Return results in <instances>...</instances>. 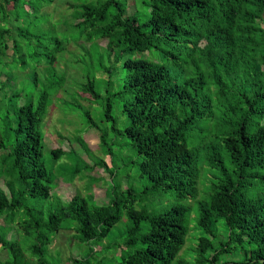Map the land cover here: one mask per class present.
<instances>
[{
	"label": "trees",
	"instance_id": "1",
	"mask_svg": "<svg viewBox=\"0 0 264 264\" xmlns=\"http://www.w3.org/2000/svg\"><path fill=\"white\" fill-rule=\"evenodd\" d=\"M52 1L0 0V178L7 188L0 187L6 252L0 264H45L46 246L60 229L72 228L82 242H100L124 209L130 224L118 264H264V0H132L131 13L128 0H71V11L53 22L68 36L47 26L52 17L44 8ZM69 42L77 53L66 50ZM65 52L71 59L64 65L81 69L69 88L63 87L66 67L59 72L54 65ZM80 55L90 59L85 68ZM30 70L38 90L20 102L17 74ZM72 86L79 97L68 107L73 111L81 98H102L108 120L113 103L122 102L132 162L150 181L143 193L172 190L196 200L201 234L188 240L182 204L160 212L136 209L132 187L121 188L113 179L117 168L101 160L112 174L106 203L80 193L58 199L41 157V125L54 100L68 104ZM60 89L63 97L56 95ZM83 116L96 126L88 110ZM97 130L100 146L112 155L108 131ZM76 139L88 150L82 136ZM50 153L56 160L74 155L63 174L70 182L86 168L69 147ZM258 185L261 191L253 193ZM43 200L55 204L45 210ZM219 225L225 228L220 238ZM13 231L32 239L29 256L10 237ZM184 245L193 250L189 258L179 255ZM117 247L107 243L97 251ZM90 253L71 264H87Z\"/></svg>",
	"mask_w": 264,
	"mask_h": 264
},
{
	"label": "rangeland",
	"instance_id": "2",
	"mask_svg": "<svg viewBox=\"0 0 264 264\" xmlns=\"http://www.w3.org/2000/svg\"><path fill=\"white\" fill-rule=\"evenodd\" d=\"M70 3L71 0H53L50 5L45 6L44 9L52 17L51 23L59 19L61 15H67L66 13L71 11L72 8ZM128 3L127 12L131 13L133 1L128 0ZM8 7H10V5H8ZM140 8L141 4H139L138 9ZM37 19L38 18L33 17L32 24H36L38 22ZM57 22L48 24L47 26L58 30L56 28L58 25ZM58 31H60L61 35H67L63 29ZM99 41L100 43L105 42L103 39H100ZM66 50L77 53L78 47L73 42H69L66 45ZM78 58L81 61L80 63L82 64L83 68L86 67L87 63H90L88 56L80 55ZM65 59H71V55L68 52H65L64 58L56 60L54 65L58 63L57 66L61 67L59 72L63 71V67H66L67 73L66 70H64L66 75L63 87L69 88L68 84L70 79H78L81 76V69L79 66L71 64L64 65ZM38 68H43V66H38ZM31 76V70L22 74L21 76L17 74V79L19 80L17 89L21 90L23 93V97L19 100L20 102L24 101L26 93L33 94L38 90L37 86L34 85ZM1 78L4 79L5 77L2 76ZM55 79L56 78L54 77V80ZM46 82L47 80L44 78L38 85H42ZM71 89V91L66 89L67 92L65 100L67 102L69 101L68 104L61 105L60 101L57 99L54 100L53 103L50 104L48 112L44 117L42 123L43 126L41 125V131L43 133V148L41 157L44 164L50 170L56 180H54V184H57V186L54 188L53 192L55 195L60 196L58 199L65 200L73 193H80L86 198H89V196L92 195L97 203H106L108 201L109 191L108 182H110L112 174L104 168L105 165H110V168H117L116 171L118 174L115 178H113L114 181L120 183L121 188L129 186L134 190L136 200L133 205L136 209L145 207L152 212H160L167 210L172 206L182 204L188 210L185 214L187 223H189L190 226L188 240L192 241L193 237L201 234L200 228L196 226V200H192L190 197L184 199L177 198L172 190L160 192L158 194L148 193L145 195L143 193L150 181L146 178V176L140 175V173L137 171V166L132 162V160H135L136 154L132 146L129 144L128 137L123 133V128L128 123V119L126 115H123L121 112L122 102L116 101L113 103V119L107 120L104 116V105L102 98L96 101H90L88 99H86V101L81 98L80 101L83 103L81 104L82 106H79V108L75 109V111L70 110L69 108H74V104H78L77 101L79 99L78 94L75 92L77 86H72ZM64 94L65 93L62 89L56 93V95L59 97H63ZM81 94L86 96L84 93ZM84 110L89 111V116L96 126H89L85 117L83 116ZM96 128L101 131H108V138L112 143L111 148L113 147V149L110 150L112 151V155L111 153L103 151L102 147L100 146L99 131ZM79 135L84 139L88 150H84L77 141L76 137ZM52 147H63L64 149L69 147L72 150H75L81 160H78L80 163L79 167L81 164L86 165V168H83L82 171L77 173L73 180H71L72 182L68 181V177H65L63 174H66L69 165L73 164L76 161V158L74 155L67 154V157L66 155H63L60 157V159L56 160L50 153V149ZM1 153H5V150L0 149V154ZM98 160L103 161L105 165H99L97 163ZM209 177L212 178L211 174H209ZM0 187H2L4 190L7 189L1 178ZM260 189V185L256 186L253 190V193L256 191H261ZM201 197L202 192L200 198ZM54 204L55 202H51L50 204V200H43L40 202V205H42L45 210ZM66 221L67 219H64L63 224H66ZM3 224V220L0 217V226ZM129 224L130 219L127 215V210L124 209L121 219L111 227L107 236L100 242H82L75 238V231L72 228L60 229L56 234L53 235V239L46 246L44 255L45 264H71L74 259H82V257H86L88 252L92 253H90L88 256L89 261L87 264H118L120 259L119 251L124 249L123 238ZM224 232L225 228L222 225H219V228L216 231L217 236L220 238V236L224 235ZM10 234V237L17 239L20 242L21 247L23 248L22 250L26 256H29L27 254V252H29L27 245L32 242V239L26 236L22 231H13ZM188 240L186 241L187 244L189 243ZM107 243L110 246H118V251L115 252L114 249H111L109 252L97 251ZM124 251L126 250L124 249ZM192 254L193 250L190 248V245L188 247L184 245V247L179 251V255L185 256L186 258L191 257ZM187 255H189V257ZM5 257L6 252L3 251L0 246V258L4 259ZM225 257H227V255H225L224 258Z\"/></svg>",
	"mask_w": 264,
	"mask_h": 264
}]
</instances>
